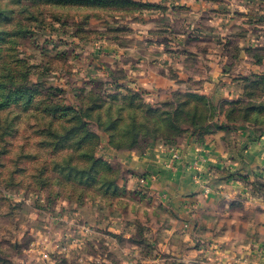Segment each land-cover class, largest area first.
<instances>
[{"label": "crops", "instance_id": "crops-1", "mask_svg": "<svg viewBox=\"0 0 264 264\" xmlns=\"http://www.w3.org/2000/svg\"><path fill=\"white\" fill-rule=\"evenodd\" d=\"M135 1L133 13L112 21L128 28L126 42L101 37L84 49L98 78L121 71V82L153 103L191 91L220 107L247 98V79L264 75V52L255 50L264 47V30L253 34L248 27L264 16V0ZM174 151L179 159L171 168ZM111 152L131 179L147 178L138 183V195L149 207L143 216L150 219L140 226L148 236L130 242L133 227L123 223L125 216L98 226L96 209L89 211V226L63 222L66 257L73 252L77 264H264V196L253 187L264 181V129L232 122L202 141ZM50 227L43 229L47 250Z\"/></svg>", "mask_w": 264, "mask_h": 264}, {"label": "rangeland", "instance_id": "rangeland-1", "mask_svg": "<svg viewBox=\"0 0 264 264\" xmlns=\"http://www.w3.org/2000/svg\"><path fill=\"white\" fill-rule=\"evenodd\" d=\"M12 2L17 11L31 10L33 17L27 36L0 38V264H77L73 252L64 255L60 230L63 222L73 228L89 226V211L96 209L95 224L106 226L113 218L125 216L123 223L133 227L130 242H140L148 236L140 226L150 219L143 216L149 207L138 195L140 181L131 179L118 156L109 154L144 152L156 141L201 138L217 123H204V108L200 113L191 111L188 124L171 123L153 131L144 113L137 116L118 108L136 102L145 110L152 101L120 82L111 86L106 79L98 80V74L88 69L91 57L84 49L101 37L126 42L128 28L112 23L127 16L120 3L106 9L107 0L96 8L89 4L78 8L74 0ZM2 18L0 30L12 28ZM256 23L248 27L261 34L264 20ZM251 87L250 97L264 102V78ZM246 101L236 107L226 102L222 115L248 117L264 129V108L249 111ZM104 103H113V110L106 104L101 109L92 107ZM65 105L82 106L81 119L71 117L75 112L70 109L66 113ZM164 110L153 107V111ZM142 132L150 136L140 137L137 146H119L128 145ZM152 132L160 135L152 138ZM255 185L264 192V181ZM47 225L52 231L48 250L43 233ZM105 236L99 233V255L105 253Z\"/></svg>", "mask_w": 264, "mask_h": 264}, {"label": "trees", "instance_id": "trees-1", "mask_svg": "<svg viewBox=\"0 0 264 264\" xmlns=\"http://www.w3.org/2000/svg\"><path fill=\"white\" fill-rule=\"evenodd\" d=\"M21 3V0H18V4ZM107 6H105L102 3V0H74V5L75 6H80L78 8H81L82 6H86V5H90L93 8L100 6H105L106 9H108L107 7H111L110 4H121V9L126 12V15H129L131 13L134 12V10L137 8V5L139 4L138 2H136L135 0H107L106 2ZM16 5L15 2H12V0L7 1V2H2V4L0 3V16H2V19H7L8 20V25H11L12 28L9 29H5L2 28V30H0V38H2L3 36H7L10 35L11 37H15L17 38V36H27V34H29L28 32L30 31L29 28L30 26V18L33 17V13L31 12V10H28V8H20L18 9L19 11H17V9H15L16 7H14V5ZM84 8V7H83ZM28 15V17H27ZM258 19H262L264 20V16L259 17ZM257 19V20H258ZM4 21V20H3ZM118 22V20H115ZM5 23L7 21H4ZM255 27L257 26L255 23ZM8 43V42H7ZM11 43V42H9ZM9 48L10 47V44ZM257 52L259 54H261L262 52H264V49H260V51ZM121 73V75H116V73H111L108 78L106 79L105 84H109L111 86L114 85V83L116 82H121V78H122V72L119 71ZM117 72V73H119ZM264 75L261 76H257L256 79H253L251 81H249L247 79V85H246V93L247 96L249 95L250 92V88L251 85L257 81L260 82V79H263ZM105 79V78H99L98 80ZM124 88L127 89H132V88H128L126 87L123 83H122ZM135 90V89H134ZM253 97H250L248 99H243L240 101H228L227 103H230V105H234V107L236 106H240L242 104H244L243 101H246L245 106L250 105V108L248 107L247 110L252 111L254 109H260V108H264V102L262 100H258V99H252ZM253 100V101H252ZM247 102H252L255 105H251ZM225 103V104H227ZM108 105L109 106V111L113 110L114 108V104L113 103H104L101 105H94L92 107L97 108V109H101L103 108V105ZM145 104V103H144ZM149 104V103H148ZM221 105L220 107H217L213 101L205 96V95H201L195 92H191V91H179L176 92L173 96L172 99L166 101V102H162L160 104L157 103H150L148 106L146 107L147 109L142 110V107L144 105H142V103H136V102H129L128 105L124 104L119 106L118 108L120 110H124L122 112H132L137 116H140V114H145L147 117V121H151L153 123V131H155L157 128L158 129H162V127H164L165 125H171V123H184V124H188L192 119H191V111H196V113H200L201 110H204V108L207 110V114L205 115V118L203 119L205 124H208L210 122H215L217 123L215 125V128L210 127V129L207 131L206 134L213 132L216 129L222 128L223 126H227L232 122H241V121H247V122H251L250 118L248 117H233V116H227V118H224V116L222 115V109L223 106L225 105ZM147 105V104H146ZM155 106H162L165 110L163 112L160 111H153V107ZM1 107V106H0ZM1 109V108H0ZM72 112H75L73 115H71V117H73L75 120L77 119H81L80 113L82 106L80 107L79 105L77 107H74L72 105H65L64 107V111L66 113H69L70 110ZM77 111H76V110ZM115 121L116 118H113ZM196 122H198V120L194 119V121L192 122V124H196ZM253 123V122H251ZM85 126V124H84ZM147 127V126H146ZM187 132V130L185 131ZM150 132H142L140 133V136L138 134H136L132 140V142H130L128 145L125 144H121L119 145L120 147L123 146H128V148H133L135 146H137L138 140L140 139V137H145L148 136ZM153 136H151L152 138H155V136H158L160 134H156V132H152ZM205 134V135H206ZM115 136H117V134H114ZM205 135H203L201 138H197L198 141H202L205 138ZM150 136V135H149ZM174 141V139L171 140H164L162 142L164 143H169ZM150 144H148L147 146H145V148H147ZM82 150V149H81ZM96 149L93 150V152H95ZM90 156H93L90 155ZM95 157V155H94ZM257 184V183H256ZM255 185V184H254ZM258 185L254 186V189L257 190V193H259L260 195L264 196V192L262 191V189H259L257 187Z\"/></svg>", "mask_w": 264, "mask_h": 264}, {"label": "built area", "instance_id": "built-area-1", "mask_svg": "<svg viewBox=\"0 0 264 264\" xmlns=\"http://www.w3.org/2000/svg\"><path fill=\"white\" fill-rule=\"evenodd\" d=\"M178 159H179V151H174V152H173V158H172V160H171V162H170V164H169L171 168H174V167H175V162H176ZM197 162H198V161H197ZM194 165H197V163L195 162ZM146 180H147V178H146L145 176H142L141 179H140V181L143 182V183H145ZM206 191H208V189H206Z\"/></svg>", "mask_w": 264, "mask_h": 264}]
</instances>
